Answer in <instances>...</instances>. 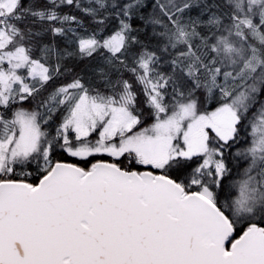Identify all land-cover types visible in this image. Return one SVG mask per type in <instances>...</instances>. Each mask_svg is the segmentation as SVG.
<instances>
[{"label": "snow or ice", "instance_id": "1", "mask_svg": "<svg viewBox=\"0 0 264 264\" xmlns=\"http://www.w3.org/2000/svg\"><path fill=\"white\" fill-rule=\"evenodd\" d=\"M0 264H264V0H0Z\"/></svg>", "mask_w": 264, "mask_h": 264}]
</instances>
